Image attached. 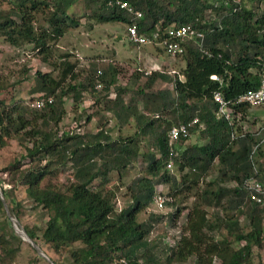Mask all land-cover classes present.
<instances>
[{"label": "trees", "instance_id": "obj_1", "mask_svg": "<svg viewBox=\"0 0 264 264\" xmlns=\"http://www.w3.org/2000/svg\"><path fill=\"white\" fill-rule=\"evenodd\" d=\"M122 1L140 11L141 17L108 8L104 0H85V5L87 9L96 8L97 21L135 25L140 34L148 35L155 29L161 33L169 25L181 24L203 33L201 40L182 44L185 46L181 55L184 56L182 80L158 70L149 74L141 70L132 73L130 80L141 81L131 93L138 95V99L131 95L127 99L128 90L115 86L123 72L119 65L101 60L89 61L81 67L83 62H70L69 54L54 56L52 49L74 23L65 9L69 1L14 0L12 8L0 10V37L13 47L21 43L31 45L35 57L57 71L56 76L50 72L34 73L30 92L53 99L42 109L30 110L15 102L6 105L0 100V147L6 138L20 145L28 144L24 158L31 165L22 170L15 167L19 175L17 183L25 186L28 197L48 212L41 241L55 251L79 243L81 246L70 252L72 264H184L190 258L194 264H213L214 259H219L220 264H247L252 247L261 246L264 237V205L250 198L246 186L256 181L264 187L263 171L253 159L259 142L253 133H242L239 129L234 134L235 119L239 115L243 119L249 107L230 104L233 117L228 121L216 114L217 104L212 96L219 92L225 101L233 103L245 91L258 87L264 70V7L259 9L256 4L248 9L235 0H222L219 5L203 0ZM44 8H48L47 14ZM208 9L215 12V18H205ZM39 13L45 16L42 26H36ZM76 72L82 76L77 83ZM24 73L15 84L27 80L28 70ZM67 79L70 82L63 86ZM159 82L169 83L170 87L156 88ZM96 85H102L103 89L95 91ZM99 92L108 119H114L123 129L132 118L141 137H148L149 151L140 156L135 135L112 139L101 128L95 133L82 134H58L54 130L64 115V98L70 96L72 101L80 103L85 94L93 98ZM194 117L198 125L189 127L188 131L200 136L201 143L184 145L188 136H179L175 153L170 155L167 131ZM89 120L87 117L86 121ZM105 122L104 118L100 120L101 125ZM139 159L144 174L129 182L130 203L117 212L113 191L98 190L100 183L96 187L93 183L111 172L117 174V179L121 178L122 171ZM169 160L180 171L187 169L194 184L197 181L194 176L205 175L215 162L218 165L215 189L209 190V184L203 187L173 246L148 240L149 226L137 221L138 213L153 201L156 185L178 184L175 175L166 168ZM66 164L70 165L72 175L63 187H40L45 177L55 175ZM189 174L182 175V184ZM11 188L6 189L0 183L9 211L19 220L21 206L10 198ZM163 204L176 206L174 200ZM208 207L212 209V221L207 219ZM228 210L248 219L249 231L240 230L235 215H223ZM0 211L3 212L1 200ZM179 212L176 207L169 216L170 222L175 221ZM151 217V220L163 218ZM219 228L226 229L227 235L233 237L231 243L207 235ZM23 229L35 242L36 231L26 226ZM232 243L240 246L234 248Z\"/></svg>", "mask_w": 264, "mask_h": 264}, {"label": "rangeland", "instance_id": "obj_2", "mask_svg": "<svg viewBox=\"0 0 264 264\" xmlns=\"http://www.w3.org/2000/svg\"><path fill=\"white\" fill-rule=\"evenodd\" d=\"M14 0H0V10H8L12 8ZM39 1V0H38ZM41 1V0H40ZM55 1H69L70 4L66 9V13L73 19L74 23H71L66 33L62 38L57 41L54 49V56L60 57L61 55L69 54V61L72 63H85L89 61H101L107 60L112 64L115 63L122 67L123 72L117 78L115 86L120 88L125 87L128 90L125 97L129 99H138V95L131 94L136 90L135 80H130L132 73L135 71H147L148 69L158 70L171 76H178L180 80L181 70L184 67V56H172L163 50L160 44L152 42L142 44L139 47L132 45L128 42L126 37L127 26L118 22H99L96 18V8L89 7L87 9L85 0H55ZM207 4L215 3L220 4L222 0H203ZM245 8H252L254 5H258L259 9L264 7V0H235ZM45 9V8H44ZM45 13H48V8L45 9ZM216 14L211 9L205 13L206 19H213ZM45 16L39 13L37 15L38 22L36 26L44 25ZM36 53L31 45L20 44L17 47L8 45L0 37V100L6 105L12 103H18L22 107H27L33 110L31 102H33L38 93H31V88L34 87V73L39 71L41 73H52L53 76L57 75V71L50 65L42 63L37 59ZM60 60H56L58 63ZM27 80L21 82V84H15L17 80L25 75ZM81 74L76 72L75 83L81 80ZM143 80V77H140ZM63 86L66 85V83ZM70 82V81H69ZM156 88H169V83H157ZM101 88H95V91H99ZM112 92V90L110 89ZM99 95L96 97L85 94L83 100L80 103L72 101L70 96L64 98V115L60 122L54 127V130L58 134L62 133H87V130H91L94 133L100 128L110 135L112 139L118 137H133L138 141L139 154L142 156L146 151H149L148 137L142 138L138 133L135 121L131 118L129 123L123 127V132L118 127L116 121L111 119L110 124L108 121V113L103 109V98ZM113 96V95H112ZM139 109L141 104L138 103ZM87 117H90L89 121H86ZM106 121L104 125H101L100 120ZM91 121V124L89 123ZM93 121V122H92ZM174 121H171L173 124ZM234 134H238L240 129L242 133H253L258 140L259 149L254 154V160L258 169H262L264 175V106H257L247 108L246 115L243 119L239 115L235 119ZM114 125V127H113ZM238 128V129H237ZM91 133V132H90ZM190 135V136H189ZM188 140L184 142V145H190L199 141L201 143L200 136H196L195 133H189ZM202 143H205L202 141ZM28 144H25V146ZM24 145H20L13 139H5V144L0 147V183L4 188L9 189L10 198L13 201L18 202L21 206V214L18 221L19 227L33 228L36 231L37 238L33 243L37 245L39 250L47 256L54 264H72L70 259V252L73 249L79 248V243L72 244L69 248H61L55 251L52 247L45 245L40 238L41 232L45 227L48 219V212L41 206L36 205L27 195L26 187L17 183L18 171L28 168L31 164L28 158H24L26 155ZM133 164L131 168L124 169L122 171L121 178L117 179V174L111 172L108 175L101 176L99 180L94 181L93 186H97L98 190H111L114 193L113 203L114 208L118 212L130 203V193L127 190V185L139 174H144V169L141 168L142 159ZM171 162V160H169ZM168 162V163H169ZM44 164V162H42ZM218 165L215 162L207 173L203 176H194L197 180L196 183H192L193 176L185 169L180 171L178 165L171 163L168 172L175 175L178 180V184L174 187L167 184H158L155 187V196L153 201L142 209L137 215V221L148 225V240L160 242L162 245L173 246L174 241L180 236V232L183 231L186 222V216L191 209L201 190L207 188L206 184L211 185L209 190H214V182L218 174ZM188 173L189 179L183 184L181 182L182 175ZM72 170L69 164L61 167L56 171L55 175L47 176L40 182V187L51 186L56 189L63 187V184L71 177ZM100 181V182H99ZM181 183V184H180ZM228 185H232L231 183ZM177 187V188H176ZM179 189V192L175 190ZM175 193H178L175 195ZM174 194V195H173ZM173 195V197L171 196ZM162 201V207L158 206V199ZM175 201L176 206L169 207L163 204L167 201ZM12 205V204H11ZM11 207V206H10ZM178 207L180 212L178 217H175V221L172 223L169 220V216L174 213L175 208ZM9 210V207H8ZM10 212V211H9ZM208 221L212 218L211 207L207 208ZM11 213V212H10ZM12 214V213H11ZM13 215V214H12ZM162 216L163 218H157L156 220L151 217ZM223 215L232 216L235 215V211H224ZM14 216V215H13ZM237 225L243 233L249 231L248 219L239 215H235ZM151 220V221H150ZM212 221V220H211ZM264 226V220L262 221ZM237 232V231H236ZM13 234L17 236L16 239ZM213 235L217 241L224 240L231 243L233 237L227 235L226 229L219 228L213 232H207V235ZM263 236V235H262ZM262 245L252 247L251 256L247 264H264V237L261 238ZM240 244L232 243V247H239ZM140 259V263L143 262L144 256ZM0 264H50L44 257H41L38 250L32 247V245L19 237L13 228V225L8 219L6 211L3 207V212L0 211ZM174 264V263H169ZM184 264H194L193 259L187 260ZM213 264H220L219 259H214Z\"/></svg>", "mask_w": 264, "mask_h": 264}, {"label": "built area", "instance_id": "obj_3", "mask_svg": "<svg viewBox=\"0 0 264 264\" xmlns=\"http://www.w3.org/2000/svg\"><path fill=\"white\" fill-rule=\"evenodd\" d=\"M106 7L116 8L118 10L126 11L127 13L133 14L136 18L141 17V12L135 10L132 5L122 0H104ZM126 37L130 44L139 47L142 44L149 42L160 44L164 51L171 54L172 56H181L185 51V46L182 44L187 40H201L203 38V33L194 29L190 25H169L160 33L158 29L150 32L148 35L140 34L137 31L135 25L127 26ZM153 71L148 69L145 73L149 74ZM212 79H216L214 76ZM102 85H96L95 88H101ZM213 101L217 104V115L224 117L228 121H232V114L229 111V105H244L249 108L264 106V70L261 74L258 87L255 89H249L245 91L242 95L236 98L234 102H227L223 99L219 92H214L212 96ZM53 101L51 96L39 95L36 99L31 102V107L40 110ZM198 125V120L196 117L191 119L186 124H180L178 126H172L166 134V144L168 147V152L171 155L174 154V146L179 136H188L189 127ZM172 162L167 163V167L171 166ZM250 190V198L260 204L264 205V187L256 181L250 182L246 185ZM158 206L162 207V201L160 197L158 199Z\"/></svg>", "mask_w": 264, "mask_h": 264}, {"label": "water", "instance_id": "obj_4", "mask_svg": "<svg viewBox=\"0 0 264 264\" xmlns=\"http://www.w3.org/2000/svg\"><path fill=\"white\" fill-rule=\"evenodd\" d=\"M0 200H1V202L3 204V207H4L5 211H6V214H7L8 219H10V221H11V223L13 225V228H14L15 233L19 237H21L22 239H24L25 241H28L32 245V247H34L35 249H37L38 250V253H39V255L41 257H44L47 261H49L50 264H54L49 258H47V256H45V254H43L39 250V248L37 247V245L32 242V240L28 237V235L26 234V232L24 231V229L22 227H19V223H18L17 219L8 210V207H7V205H6V203H5L4 199H3V194L1 192V189H0ZM18 228L20 230H18Z\"/></svg>", "mask_w": 264, "mask_h": 264}, {"label": "crops", "instance_id": "obj_5", "mask_svg": "<svg viewBox=\"0 0 264 264\" xmlns=\"http://www.w3.org/2000/svg\"><path fill=\"white\" fill-rule=\"evenodd\" d=\"M104 61H107V60H104ZM109 62H110V61H109ZM143 71H144V70H143ZM145 71H146V70H145ZM92 122H93V121H92ZM108 122H109L110 124H112V123H111V122H112L111 119H110ZM89 123L91 124V121H90ZM113 127H114V125H113ZM118 131L123 132V129H121V130H117V132H118ZM86 132H87V133H90V132H91V133H94V132L91 131V130H87Z\"/></svg>", "mask_w": 264, "mask_h": 264}, {"label": "bare ground", "instance_id": "obj_6", "mask_svg": "<svg viewBox=\"0 0 264 264\" xmlns=\"http://www.w3.org/2000/svg\"><path fill=\"white\" fill-rule=\"evenodd\" d=\"M18 230H20V229L18 228Z\"/></svg>", "mask_w": 264, "mask_h": 264}]
</instances>
